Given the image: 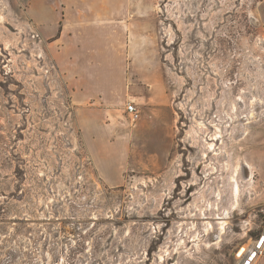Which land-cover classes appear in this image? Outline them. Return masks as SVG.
Wrapping results in <instances>:
<instances>
[{
    "label": "rangeland",
    "instance_id": "374dc122",
    "mask_svg": "<svg viewBox=\"0 0 264 264\" xmlns=\"http://www.w3.org/2000/svg\"><path fill=\"white\" fill-rule=\"evenodd\" d=\"M137 4L116 98L58 66L31 0H0V264H238L264 222V0ZM150 83L171 103L154 144Z\"/></svg>",
    "mask_w": 264,
    "mask_h": 264
},
{
    "label": "crops",
    "instance_id": "0c3cea01",
    "mask_svg": "<svg viewBox=\"0 0 264 264\" xmlns=\"http://www.w3.org/2000/svg\"><path fill=\"white\" fill-rule=\"evenodd\" d=\"M135 2L136 0H54V5H50L45 0H31V16L39 29L52 30L53 39L50 44L55 46L58 66L68 76L74 77L79 85L87 86L88 93L95 95L105 83L113 89L116 98H119L125 92L123 87L128 78L127 72L121 70L126 61L123 59V39L129 30H135L139 25L137 18L131 20L128 15L142 14L139 5H133ZM58 4L61 6L57 9ZM112 29H117L119 33L106 38L105 31ZM135 41L133 39V46ZM106 64L112 68L106 70L107 73L104 69ZM139 91L136 98L145 112L137 123L136 134L148 144L161 138L167 141L169 128L172 126L171 116L168 114L171 103L163 99L155 84L140 86ZM255 264H264V257L257 258Z\"/></svg>",
    "mask_w": 264,
    "mask_h": 264
},
{
    "label": "built area",
    "instance_id": "2783aa9c",
    "mask_svg": "<svg viewBox=\"0 0 264 264\" xmlns=\"http://www.w3.org/2000/svg\"><path fill=\"white\" fill-rule=\"evenodd\" d=\"M127 112L133 121H137L141 116L140 109L131 102L127 106ZM259 257H264V222L239 256L237 263L254 264V261Z\"/></svg>",
    "mask_w": 264,
    "mask_h": 264
},
{
    "label": "bare ground",
    "instance_id": "6f19581e",
    "mask_svg": "<svg viewBox=\"0 0 264 264\" xmlns=\"http://www.w3.org/2000/svg\"><path fill=\"white\" fill-rule=\"evenodd\" d=\"M248 245V244H247ZM255 262H256V260H255Z\"/></svg>",
    "mask_w": 264,
    "mask_h": 264
}]
</instances>
